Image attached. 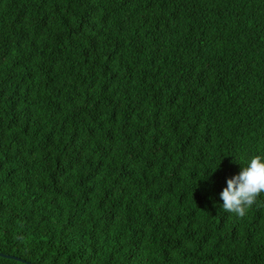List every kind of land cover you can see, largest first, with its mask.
<instances>
[{"label":"trees","instance_id":"trees-1","mask_svg":"<svg viewBox=\"0 0 264 264\" xmlns=\"http://www.w3.org/2000/svg\"><path fill=\"white\" fill-rule=\"evenodd\" d=\"M255 156L264 0H0V264H264Z\"/></svg>","mask_w":264,"mask_h":264},{"label":"clouds","instance_id":"clouds-1","mask_svg":"<svg viewBox=\"0 0 264 264\" xmlns=\"http://www.w3.org/2000/svg\"><path fill=\"white\" fill-rule=\"evenodd\" d=\"M227 187L220 193L222 208L243 218L247 210L264 193V159L253 157L238 175L227 180Z\"/></svg>","mask_w":264,"mask_h":264},{"label":"water","instance_id":"water-1","mask_svg":"<svg viewBox=\"0 0 264 264\" xmlns=\"http://www.w3.org/2000/svg\"><path fill=\"white\" fill-rule=\"evenodd\" d=\"M1 255V254H0ZM1 256H6V255H1ZM6 257H8V256H6ZM10 258H13V257H10ZM16 260H20V259H17V258H15ZM20 261H22V262H24V263H26V264H31V263H28V262H25V261H23V260H20Z\"/></svg>","mask_w":264,"mask_h":264}]
</instances>
